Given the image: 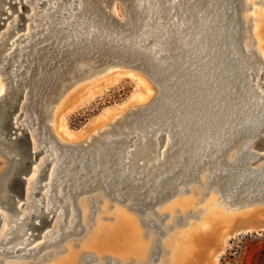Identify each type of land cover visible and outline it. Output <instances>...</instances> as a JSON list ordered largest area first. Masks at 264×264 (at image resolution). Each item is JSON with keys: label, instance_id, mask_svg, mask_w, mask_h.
<instances>
[{"label": "rangeland", "instance_id": "374dc122", "mask_svg": "<svg viewBox=\"0 0 264 264\" xmlns=\"http://www.w3.org/2000/svg\"><path fill=\"white\" fill-rule=\"evenodd\" d=\"M96 1L99 3V6L101 7L104 15H106L109 19H111V17H109V14L113 10L115 11L118 19L124 18V9L126 12H128L129 16L132 11V5L129 4V0ZM181 1L183 0H179V3ZM218 1L219 0H217V2ZM22 2H24V0H0V36L1 33L6 29L7 23L11 21L15 17V15L21 12V16H19L18 28L10 32L6 41L0 44V65L5 63V60H1V58L9 52L11 48L9 44L13 36L15 37L17 33L18 35L20 33L22 34L24 26L30 21L26 16L30 13V7L28 6V4L24 3V7H22L20 11H17V8L21 6ZM189 2H191L190 9H194V6H201L199 13L203 12L205 8L208 7L211 3L210 0H185L186 5L189 4ZM224 6L228 10V22L226 24H223L224 19L226 18V15L222 12ZM251 7L252 6H250L249 10L245 12L246 18H249L251 15L254 6L252 8ZM180 10L182 12L179 16L182 17L183 14L186 13V10L183 8H181ZM243 12L244 3H242V0H222V2L218 4L217 11L218 16L220 17V24L218 26L219 30L220 28H226L225 33L229 34L230 31L232 32V35L230 37H233V39L235 40V44L237 45L238 51L241 55V61L249 62V58L251 57L254 58L255 63L252 64V66L258 65L264 68L263 62L258 58V55L254 48L256 47L255 44L254 46H252L253 49L251 56L249 54H244L242 51L241 44L244 39V31L247 29L251 35L250 37L253 36L252 20L251 18H249L248 21L244 22L241 18ZM7 15L9 16L7 17ZM132 15L133 14L131 13V16ZM216 17L217 16L213 17V21H215ZM233 22L235 23L234 27L231 26ZM262 34L264 40V32H262ZM218 42L219 43L215 44L216 47H225L224 40H222V42L218 40ZM229 47L231 48L230 44ZM171 51L172 53H174L173 49ZM124 52L126 51H120L117 53L113 51L107 54H102L100 50H92L87 52L82 51L78 52L79 55L81 54L78 57H62V59L57 62L56 66L51 70H48V68H44L41 70V65L37 63V66L35 68L36 74L33 77L34 80L31 78L32 76L30 77L33 82L31 84H28V86H26L25 88H21L22 91H24V89H29L28 98L26 99V101L23 100L22 92H19V96L16 100V109L13 111L12 117H15L17 114L21 113V117L17 121V124H20V121L25 115L38 117V120H40L39 127L46 130V134L51 137L50 141H52V139L55 141L56 137L52 131V129H54V126H50V124H47L41 116L42 109L46 106L50 98L56 94L59 86L70 80H75L80 76L85 75L87 72H89V70L99 71L101 69L114 66L112 69L107 71V75L92 82L90 85L82 88V90L77 91L76 94H74L70 98V100L68 99V103H66L67 105H65L64 109L61 112L62 118L61 120L58 119V125L61 126L60 130H63V132L66 133L62 137L65 144H62L61 148L63 150H67V152H77L79 155H82L89 153L90 151L94 154H98L100 153V150L103 152H112L118 149H123V151H121L119 156H116L115 163L107 161V158H104L105 160L100 158V162L93 163L91 168L92 172L96 171V169L100 166L107 169V173L105 174H103L104 172H97V175H93L91 172H89L87 175L82 176L81 171L79 170L73 172V177L76 179L78 178V185H71L69 187L64 186L62 190V200H70L71 203L67 208L70 207L73 209L74 216L70 217L71 215L67 214L66 209V218L64 220L63 226H61L59 229L60 237L58 240L52 241L51 237L42 238V235L47 233L51 229L54 231V233H56V228L53 229V227H55L54 222L58 220L56 215L61 210V205L58 207L54 205L52 206L51 211L48 212V217H43L42 214H40L41 212H43V209H41V211L34 214L35 216L33 215L34 217L32 216L30 219L31 224L38 223L39 225L37 224L38 227H33L32 225V229L27 232L37 236L34 238L30 236L31 238H28V241L32 239L33 240L30 244L27 245L25 249H30L32 246L42 243L39 249H32L29 252H25V250H23L21 252H17L16 254L1 253L0 264H3L7 261H9V264H46L49 263L51 259H61L63 257L69 256L71 253H74L75 257L73 264H120L119 260L111 257V255L105 254L99 258L93 250L82 248V238L88 232L92 234L95 222L107 221L106 218H103V215L100 212L103 208L105 209V211H107V214H109L116 208L122 210L124 209L128 216L134 218L138 223H136L137 227L141 230V232L144 233V238L142 241L149 246V250H147V253L144 256V264H161L162 262L167 260L168 257V255H166L164 251V242L170 237L173 232L179 231L189 224H184L185 218L190 222H196L199 217L204 215L207 212L208 203L211 200L214 201V203L220 201L222 204H218L219 206L235 212L236 210H238L236 213L240 214L235 215L236 213L234 212V215L236 216L233 219L234 221L231 220L232 222L229 221L230 224L228 223L226 225H223V227H227L229 225L227 229L220 227L219 229L214 230L213 227L212 229L208 228L205 224L199 227L203 230V232L199 229L200 231L198 230L199 232L197 231L196 234V236H199L194 237V239L197 240H194L196 245L193 249V252L195 251L197 254H192L190 256L191 258L186 261L188 262L186 264H212L213 262V264H264V194H260L251 198L250 195H255L256 192L252 191L251 187H243L239 195H237V197H233L235 194V192L233 193V191L236 189L232 190L234 186L231 185L230 187V183L232 182V180L234 181V179L232 178L231 174H223L230 168L238 167V165L241 163V154L243 152V149L254 138L241 131L235 135L232 134L229 136L228 134H225L224 136L222 135L216 138L220 139V141L223 138L226 140L224 150H221L219 147H217V149L210 151V156L205 159L204 164L202 161H199V169L194 170L190 174H188L189 171H185V169L190 164L186 161L183 165H181L180 160L185 158L187 155H190L191 152H189L188 150L182 152V150H184L185 147L188 146L189 142L192 139H194L192 148H195L203 143H208L209 140L212 139V137L223 133L225 125L224 121L223 126L222 124L220 126L221 129L215 131L212 135V128L209 127H205V130H203V127L200 126L196 130H194L197 124H200L202 120L207 118L208 110H201L198 112L192 111L186 117L185 111H182L183 107L181 106H184V103H186L185 105H188L189 108L195 105L200 107V102L194 100V98H196V94L200 91L199 89L190 95L191 99L189 101L188 96H184L186 92L193 91V89H195L196 86L199 85V83L202 82L205 78L199 77L198 79L196 78V81L193 80L192 75L188 72L192 67H194L193 65L195 64L189 65L186 69L183 70V73H186L185 76H179L177 78L176 76H178L181 68L185 65V63L181 64V67L177 66V60L180 59H176L177 56L171 55L166 59L167 61L172 60V62L168 65L167 68L163 69L162 72L159 73V76L165 75L166 73H168L167 71L170 70L169 74L165 75L163 80L157 79L155 73L151 72L150 69L142 65L138 58H131V56L129 57L128 54ZM14 53L16 54V52ZM186 53L188 54L189 52ZM217 54L215 56H212V59H217ZM58 55L59 54L50 56V53L45 52L42 56V61L44 60V63L47 62V64H51L54 62V60L57 58L56 56ZM221 56L222 55L218 57ZM15 58L16 57L12 58V60ZM228 58H231V54L226 57V60ZM185 59V56L181 57L182 62ZM33 62L35 63V61L33 60L30 62V64H28V66L25 67V70L20 74V77H25L27 75V73L29 72V68L30 66H32ZM13 64L14 63H11L10 67L8 68V72ZM21 65H25V62H22ZM81 65L82 68L78 70L77 68ZM122 66L134 68L135 71L125 72L124 70H120V68H116ZM247 67L248 65L245 68V81L248 80L249 70L247 69ZM196 70H198L196 74L197 76L198 74L200 75V73L203 72L205 68L204 70H199V66H197L196 69H194V71L192 72L195 73ZM254 70L255 74L253 73V81H255V78L257 76V71L255 68ZM118 72L119 74H117ZM231 72L232 71L230 70L228 74L230 75ZM134 74H136L137 76H142V78L145 79L147 83H150L149 85H152L153 88H157L158 92H151L148 94L151 95L149 98L146 97L145 99L140 101L139 98H137V95L143 92L144 87H146L147 84L145 86V84L141 82L143 79L140 80ZM47 75L50 76L48 81L43 82L42 84L36 81L41 77L47 78ZM230 78L231 77H228L223 81H226V84L228 83V86L226 87L227 89H230V91H235L234 88L236 89V86H232V82H227L230 80ZM210 80H207L206 83L210 82ZM179 82L182 83L181 85H183V87H188L190 89L181 94L176 89L179 87ZM262 82H264V75L261 76L259 84ZM167 84H170L169 92H167V88L165 86ZM251 84H253V82ZM251 84L247 81L246 88ZM80 85L81 84L79 83V86ZM89 87H93V89H90ZM183 87H181V89ZM230 91L228 92V98L229 96L232 97L234 95L230 94ZM237 91L239 93V87ZM247 91L250 92V90ZM166 92L168 94H166ZM256 92L257 91H254L252 96V99L255 100V103L259 100L260 97ZM238 93H236V99L232 98V101L234 103L238 100H241L242 98V96L239 98ZM218 94L219 92H217L215 96H218ZM183 97V104L178 107L173 116L166 117L163 120L159 117H156L154 120H151L149 117H144L149 113L152 114V112L155 113L154 111L160 110L162 108L161 103H163L165 99H174V106L179 101V99ZM13 101L14 100H10L6 97L0 102V121L4 123V131H7L8 133L7 139H11L13 137L11 139V142L9 141L11 147L7 150L9 153L8 157L4 154V151L0 149V196L5 194L11 195L10 201L13 204V209L11 211L5 210L0 204V216H2L3 218V215L5 216L13 214L12 222L14 223L15 219L18 218L19 215L15 212L14 208L21 205L23 201L30 202L31 197H25V194L24 197L25 199H27H22V185L20 182L17 183V185L14 183V180L17 178L19 171L14 164H11L10 158L13 157L17 160L18 157V159L21 160L23 159V157H25L24 159H29L31 150L28 145V133H30L31 130H29L28 132L23 126L18 127L17 124L14 125V120H12L14 118L12 117L11 120L10 118L8 120H5L3 118V111L10 108V102ZM216 101L217 99H214L212 102H210V104L216 103ZM249 101H251V99H249ZM191 102H193V105L189 104ZM23 103L24 106L20 109ZM246 103H248V101ZM201 104L206 105L207 103H202L201 101ZM218 105H221V102L217 103L215 106ZM214 109L215 107L212 108V110ZM242 110L243 108L238 111V116L241 114L242 116L244 115ZM181 111L182 114L178 116L177 114H179V112ZM196 113V117L198 119L201 118L200 121L193 122L192 119L187 120V118L196 115ZM217 113L218 110L215 111V114L211 117L210 120L214 119ZM167 114L170 115V113ZM164 116L166 115L164 114ZM170 121L172 123L168 125L167 123ZM245 121L246 120L241 117V121H238L237 127H240L241 123H245ZM155 127L157 129L154 132H148V130H151ZM189 127H191V129ZM13 128H15V131H13ZM190 130H192V133H190ZM160 131L166 132V137H168V140L167 138L165 139V133H163V136H161L157 141L159 149L156 150V147L152 140ZM200 131H202L201 136L194 138V136L198 135ZM136 132L147 134L150 139L146 140V143H148V145L146 147L145 156L139 158L137 155H133L132 157L135 159H132L131 157L134 168L130 171V168H132V166L130 167L129 164H123V161L125 160L124 152L130 149L129 147H132L130 145L134 140L135 142H139V136H135ZM169 135L171 136L169 137ZM120 138H126L130 140L129 142H125ZM30 139L32 142V137H30ZM263 140H261L260 138L256 139L255 146L249 147L247 149V153L251 152V154L245 155V161H247L246 165L248 167L259 169V166H261L260 168H263L264 164L261 165V163L264 162ZM213 142L215 143V141ZM137 147H139V145H137ZM203 149L207 150L206 147H204ZM162 151H164V153L160 154V152ZM195 153L196 150L192 152V156H194ZM231 154L232 157L230 158ZM216 155H218L219 158L213 160ZM219 160L221 161L219 162ZM75 161L79 160L77 159ZM81 162L82 161H80L79 163V167L81 165ZM35 164L36 162L30 164L27 172L23 174L25 182L29 177L28 175L30 172V168L32 169ZM118 165L121 167V170L115 171V168ZM47 170L48 168L46 167L40 172L41 177L38 180L35 179V181L33 182V189L30 190L31 192H33L34 189H36L38 186H42L45 184ZM122 170H126L127 175L125 177V180L122 178L123 181L121 183H118V180H115V176H118V173ZM161 170L164 171L160 172ZM144 171H147L145 175ZM10 172L13 174H11ZM153 172L155 173L151 177ZM170 172H173V175H168ZM214 172H220V176L214 178ZM131 175H133V177H131L132 179H130L128 183V178ZM162 176H167L165 182H163L160 187H156L155 180ZM97 177L100 178L97 179ZM121 177L122 176H120L119 178ZM66 178L68 177H64L63 179ZM106 182H109V184L107 185ZM171 182L175 183L174 187H171L169 191H165L166 186ZM52 183L53 186H55L58 181L54 179ZM66 184L68 183H63V185ZM4 186H9L8 191L4 190ZM58 187L61 188V185ZM44 190L45 188H41L39 192H43ZM195 191H197L198 193H195ZM155 192L156 196L151 198V196ZM17 196L18 198L16 199H19V202L15 204L14 199ZM187 196H190L194 199V202L191 206L186 209L178 208L174 211L169 210L168 206L173 201L180 200ZM37 197H40V194L39 196L37 195ZM79 199H82L81 205L87 214V217L85 219L82 216L81 209L78 207ZM17 204L18 206H16ZM244 207H248L246 209V213H244L245 210H241L244 209ZM52 211H54L55 216L53 217L55 219L53 218V220H51L50 222L48 221V218L52 216ZM70 226L71 228H68ZM224 232H226V234ZM223 235L225 238L223 237ZM53 236H55V234H53ZM221 236L223 237L222 240H220L222 238ZM23 237L26 238V234L21 238H18L11 242V245H7L10 247H16L18 243H22L24 239ZM197 241H200V243ZM7 245L5 246L6 248H8ZM74 245H76V247ZM212 249L213 251H211ZM214 252H218V258L212 262L211 253ZM209 260H211V262ZM129 264L132 263L130 262Z\"/></svg>", "mask_w": 264, "mask_h": 264}, {"label": "bare ground", "instance_id": "6f19581e", "mask_svg": "<svg viewBox=\"0 0 264 264\" xmlns=\"http://www.w3.org/2000/svg\"><path fill=\"white\" fill-rule=\"evenodd\" d=\"M210 1L211 3L209 4V6L206 7L203 12L199 13L201 6H194V9H190L192 1L186 5L185 0L181 1L180 3L179 0H129V4L132 5L131 13L133 15L131 16L130 13L131 17L124 9L123 19H118L114 10L109 14V17H111V19H109L106 15H104L101 7L99 6V3L96 0H24V2L21 3V6L17 8V11H20L21 8L24 7V3L28 4V6L30 7V13L26 16L31 22L27 21L28 23L24 26L22 34L20 33L18 35L17 33L15 37L13 36L12 40L10 39L11 42L9 46H11V48L9 52L1 58V60H5V63L0 65V102L6 97L10 100H14L15 94L19 92H22V99L26 101V99L28 98L29 89H24V91H22L21 88H25L26 86H28V84H31L33 82V77L36 74L35 68L37 66V63L41 65V70L44 68H48V70H51L56 66V63L62 59V57H78L81 55H79L78 52L100 50L102 54H107L113 51L115 53L126 51L124 53L128 54L129 57L131 56V58H138L142 65L150 69L151 72L155 73L157 79L162 80L164 79L165 75L169 74L170 70H168V73L163 76H159V73L162 72L163 69L167 68L168 65L172 62V60L167 61L166 58L171 55L177 56L176 59H180L177 60V66L181 67V64L185 63V65L181 68L178 76H176L177 78L179 76H185L186 73L184 74L183 70L192 64L195 65H193L194 67H192L188 73L192 75L193 80L196 81L199 77L205 78L202 82L199 83V85L196 86L195 89H193V91L186 92L184 96H188L189 101L191 99L190 95L199 89L200 91L196 94V98H194V100L200 102V107L195 105L189 108L188 105H185L186 103L183 104L184 97L179 99V101L174 106V99H165L164 102L161 103L162 108L160 110L154 111L155 113L152 112V114L149 113L144 117H149L151 120L159 117L163 120L166 117L173 116L178 107L183 104L184 106L181 107H183L182 111H185L186 113L185 117L192 111L198 112L201 110H208L207 118L202 120L200 124H197L194 130H196L200 126L203 127V130H205V127H209L212 128V135L215 131L221 129L220 126L221 124L223 126V122L225 121L222 134H218L212 137V139H210L208 143L200 144L195 148H192V143L194 140L192 139L189 142L188 146L185 147L184 150H182V152H185L187 150L191 152L190 155H187L185 158L180 160L181 165H183L186 161L190 164L185 169V171H189L188 174H190L194 170L199 169V161H202L204 164L205 159L210 156V151L217 149V147H219L221 150H224L226 140L223 138L220 141V139L216 138L222 135L224 136L225 134H228L229 136L232 134L235 135L240 131L247 133L254 139L243 149V152L241 154V163L237 168H230L223 174H231L232 178L234 179V181L232 180V182L230 183V187L231 185L234 186L232 190L236 189L233 191V193L235 192L233 197H237V195H239V193L242 191L243 187H251L252 191L256 192L255 195H250L251 198L260 194L263 195L264 166L263 168H260L261 166H259V169L248 167L246 165L247 161H245V155L251 154V152L247 153V149L249 147L255 146V140L259 138V134H261V132H263L264 130V82L259 84L261 76L264 75V68L258 65L252 66V64L255 63L254 58L251 57L249 58V62L241 61V55L238 51L237 45L235 44V40L233 39V37H230L232 35V32L230 31V33L227 34L225 33L226 28H220L219 30L218 27L220 24V17L217 14L218 4H220L222 0H219L218 2L217 0ZM242 3H244V12L241 15V18L244 22L248 21V19L251 18L253 30L252 37H250L251 35L247 29L244 31V39L241 44L242 51L244 54H249L251 56L253 49L252 46H254L255 44L256 47L254 48L256 50L258 58L263 62L264 65V40L262 34V32H264V0H242ZM250 6L254 7L252 9L250 17L246 18L245 12L249 10ZM181 8L186 10V13L183 14L182 17L179 16L182 12L180 10ZM222 12L226 15L223 23L226 24L228 22V10L227 8H225V6L223 7ZM20 13L15 15V17L7 23L6 29L4 31L2 30L3 32L0 36V44L6 41L10 32L18 28L19 16H21ZM214 16H217L215 18V21H213ZM231 26L234 27L235 23L233 22ZM218 40H220L221 42L222 40H224V48H221L220 46L216 47L215 44L219 43ZM229 44L231 48L229 47ZM172 49L174 53H172ZM14 52H16V54ZM45 52L50 53V56H55V54L59 55L56 56L57 58L53 63L47 64V62L44 63V60L42 61V56ZM186 52L189 53L187 54ZM216 54L217 59H212V56H215ZM229 54H231V58H228L226 60V57ZM220 55L222 56L218 57ZM184 56L186 59L182 62L181 57ZM14 57H16L15 59H13L15 61L12 60V58ZM33 60L35 61V63H32V66H30L27 75L25 77H20V74L25 70V67L28 66V64H30V62ZM22 62H25V65H21ZM11 63L14 64L11 66V69L8 72V68L10 67ZM247 65V69L249 70L247 81L248 83L250 82V84L253 82V84L249 85V87L247 86L246 88L247 81H245V68ZM197 66H199V70H204V68L205 70L201 72L200 75L198 74L196 76L198 70H196L195 73H193L192 71H194ZM113 67L114 66H110L99 71L89 70V72H87L85 75L80 76L75 80H70L59 86L56 94L50 98L46 106L42 109L41 116L47 124H50V126H54V129H51L56 137L55 141L53 139L52 141H50L51 137L46 134V130L39 127L40 120H38V117L25 115L23 119L21 118L22 120L20 121V124H17V121L21 117V113L17 114L15 117H12L14 118L12 119L14 120V125L17 124L18 127L23 126L28 132L29 130H31L30 133H28L30 150L34 155V159L33 156L31 158V161L33 160L31 164L33 162H36V164L32 169L30 168V172L28 175L29 177L24 183L22 193V199H25L26 196H29L31 197V201H23L21 205H16L18 207L14 208V210L19 215L18 218L15 219L14 223L12 222L13 214L5 216L3 215V218L2 216H0V254H16L17 252H21L23 250H25V252H29L32 249H39L42 243L36 244L30 249H25L27 245L30 244L33 240L32 239L28 241V238H31L30 236H32L33 238L37 236L34 234L32 235V233H27L32 229V225L33 227L35 226L34 223L31 224L30 219L34 214L41 211V209H43V212H41L40 214H42L43 217H48V212L51 211V208L54 205L56 207L61 205V210L58 213L56 212L58 220H54L55 227H53V229L56 228V233H54V231L51 229L47 233L43 234L42 238L51 237L52 241L58 240L60 237L59 229L61 226H63L64 220L66 218V209L67 214L71 215H69L70 217L74 216L73 209L70 207L67 208L71 203L70 200H62V190L64 186L69 187L71 185H78V178L76 179L73 177V172L79 170L81 171L82 176L87 175L89 172H91L93 175H97V172H104L103 174H105L107 173V169L100 166L96 169V171L92 172L91 168L93 163L100 162V158H107V161L115 163L116 156H119L121 151H123V149H114L115 151L112 152H107L105 150V152H103L100 150V153L98 154H94L90 151L89 153L82 155H79L77 152H67V150H63L61 148V145L65 144L62 137L66 133L63 132V130H60L61 126L58 125V119L61 120V112L64 109L65 105H67L66 103H68V99L70 100V98L74 94H76L77 91L82 90V88L107 75V71H109ZM81 68L82 65L77 69L79 70ZM116 68H120V70H124L125 72L135 71L134 68H130L127 66ZM254 68L257 71L255 81H253V73L255 74ZM230 70L232 72L229 75L228 72H230ZM117 74H119V72ZM30 77L33 80H31ZM228 77L231 78L227 82H232V86H236V89L234 88L235 91H230V89L226 88L228 86V83L226 84V81L223 80H226ZM49 78L50 76H48L47 78L41 77L36 81L42 84L43 82L48 81ZM137 78H139L140 80L143 79L142 76H137ZM143 80L141 82L144 83L145 86L147 84V86L144 87L143 92L137 95V98H139L140 101H142L146 97L149 98L151 96L148 95L149 93L158 92L157 88H153L152 85H149L150 83H147L146 80L145 83V81ZM207 80H210V82L206 83ZM79 83L81 84L80 86ZM181 84L182 83L179 82V87L176 88L177 91L181 94L190 89L188 87H183V85ZM169 85L170 84L165 85L167 88V92L170 91ZM181 87L183 88L181 89ZM238 87L239 93L237 91ZM89 88L93 89V87ZM247 90H250V92H248ZM229 91L230 94L234 95L232 97L229 96L228 98ZM254 91H257V95L260 96L259 100L256 103L255 100L252 99ZM167 92L166 94H168ZM217 92H219V94L218 96H215ZM236 93H238L239 98L241 96L242 98L241 100H238L234 103L232 101V98H237ZM214 99H217L216 103L210 104V102H212ZM249 99H251V101H249ZM201 101L202 103L207 104H201ZM247 101L248 103H246ZM219 102H221V105L215 106ZM189 104L193 105V102ZM23 106L24 103L21 105L20 109ZM214 107L215 109L212 110V108ZM241 108H243L242 111L244 115L242 116L241 114L238 116V111ZM216 110H218V113L215 115L214 119L210 120L211 117L215 114ZM182 111L177 115L179 116L180 114H182ZM167 113H170V115H168ZM164 114L166 116H164ZM196 116L197 113L196 115L187 118V120L192 119L193 122L200 121L201 118L198 119ZM241 117L246 121L245 123H241L240 127H237L238 121H241ZM171 123L172 122L170 121L167 124L170 125ZM1 124L2 123L0 121V149L3 150L4 154L8 157L9 153L7 150L11 147V145L9 141H7L6 131H4ZM189 128L191 129V127ZM156 129V127L152 128L151 130H148V132H154ZM163 133H165V139L167 138L168 140V137H166V132L162 131L157 133L155 138L152 140L156 147V150L159 149V145L157 143L158 137L163 136ZM190 133H192V130H190ZM201 134L202 131H200L198 135H195L194 138L201 136ZM137 135L139 136V142H135L134 140L130 145L132 147H129L130 149L124 152L125 160L123 161V164H129L130 167L132 166V168H130V171L134 168L131 157L133 155H137L139 158L145 156L146 147L148 145V143H146V140L150 139L147 134L144 133L136 132L135 136ZM170 136L171 135H169V137ZM30 137H32L33 144ZM120 139L125 142H129L130 140L126 138ZM213 141H215V143ZM137 145H139V147H137ZM204 147H206L207 150H204ZM195 150L196 153L194 154V156H192V152ZM164 151L160 152V154H163ZM231 157L232 154L230 155V158ZM217 158H219L218 155H216L213 160H216ZM77 159L79 161H75ZM132 159L135 158L132 157ZM80 161L82 162L79 167ZM220 161L221 160H219V162ZM263 164L264 162L261 163V165ZM46 167L48 168V170L45 184L42 186H38L36 189H34L33 192H31L30 190H32L34 186L33 182L35 181V179L38 180L41 177L40 172ZM117 170H121V167L119 165L115 168V171ZM162 171L164 170H161L160 172ZM146 173L147 171H144V175ZM154 173L155 172L152 173L151 177L154 175ZM219 173L220 172H214L213 177L215 178L220 176ZM126 175L127 171L122 170L118 173V176H115V180H118L117 182L121 183L123 179L125 180ZM133 175L128 178V183L130 179H132L131 177H133ZM168 175H173V172H170ZM120 176L122 177L119 178ZM167 176L157 178L155 180L156 187H160V185L165 182ZM64 177L68 178L63 179ZM98 178L100 177H97V179ZM54 179L58 181L55 186H53L52 183ZM63 183L68 184L63 185ZM106 184L108 185L109 182H106ZM60 185L61 188L58 187ZM174 185L175 183H168L165 191H169V189L171 187H174ZM8 188L9 186H4L5 191H8ZM41 188H45V190L43 192H39ZM156 192L151 196V198L156 196ZM195 193L198 192L195 191ZM39 194L40 197H37V195L39 196ZM10 198L11 195L9 194L0 196V204L5 210L8 211H11L13 209V204L10 201ZM16 198H18V196L14 199L15 204L19 202V199ZM81 202L82 199H79L78 207L81 209L82 216L85 219L87 217V214L84 208H82ZM193 202L194 199L190 196H187L180 200L173 201L168 206V208L171 211H174L178 208L186 209L191 206ZM218 204L222 203L220 201L214 203V201L211 200L208 203L207 207L208 213L204 212L205 214L203 213L204 215L199 217L196 222H190L185 218L184 224H189L179 231L173 232L170 237L164 242V251L165 254L168 255V257L167 260H165L161 264L188 263L186 261L191 258L190 256L192 254L196 253L195 251L193 252V249L196 245L194 240H197L194 239V237L199 236H196L199 229L203 232V230L199 227L205 224L208 228L212 229L213 227L214 230L219 229L220 227L222 228L223 225L228 224L229 221L233 220L236 217L235 215L240 214L236 213L238 210H236L235 212L219 206ZM247 208L248 207H244V209L241 210H245L244 213H246ZM100 212L102 213L103 218H106L107 221L95 222L92 234L88 232L82 238V248L93 250L99 258L105 254L111 255V257L119 260L120 264H129L130 262L132 264H144V256L147 253V250H149V246L142 241L144 238V233L141 232V230L137 227V221L134 218L128 216L124 209L122 210L116 208L109 214H107V211H105V209L103 208ZM53 216H55L54 211H52V216L48 218V221L51 222V220H53L54 218ZM71 226L68 228H71ZM227 227H229V225ZM227 227L223 228L227 229ZM224 233L226 234V232ZM25 234L26 238L23 237V241L21 240L22 243H18L16 247H10L7 245L16 239L21 238ZM53 234H55V236H53ZM223 237L220 240H222ZM197 242L200 243V241ZM6 245L8 246V248L5 247ZM74 246L76 247V245ZM211 251H213V249ZM74 258V253H71L69 256L63 257L61 259H51V261L46 264H73ZM217 258L218 252L211 253L212 262ZM211 260L209 261L211 262ZM8 262L9 261L2 263L9 264Z\"/></svg>", "mask_w": 264, "mask_h": 264}, {"label": "water", "instance_id": "95a60500", "mask_svg": "<svg viewBox=\"0 0 264 264\" xmlns=\"http://www.w3.org/2000/svg\"><path fill=\"white\" fill-rule=\"evenodd\" d=\"M7 17H8V15H7ZM158 77V76H157ZM159 78V77H158ZM18 96H19V93H17V94H15V99H14V101L13 102H11L10 103V108L9 109H7V110H4L3 111V118L5 119V120H8L9 118H10V120H11V117H12V113H13V111L16 109V100H17V98H18ZM2 123V122H1ZM2 125V128L4 129L5 127L3 126V123L1 124ZM14 129V131H15V128H13ZM8 133H7V131H6V135H7ZM161 136H159L158 137V139L160 138ZM259 138L261 139V140H263L264 139V130H263V132H261V134H259ZM7 141H10L11 142V139H7ZM29 147H30V142H29ZM32 156H33V153L32 152H30V154H29V159H24L25 157H23V159H14L13 157H11L10 158V161H11V164H14L15 165V167L17 168V170L19 171V174L17 175V178L14 180V183L17 185V183H21V185H22V193H23V186H24V183H25V179L23 178V174H25L26 172H27V170H28V168H29V166H30V164H31V162L33 161H31V158H32ZM18 179V180H17ZM15 184H14V186H15ZM35 226H38L37 224H35Z\"/></svg>", "mask_w": 264, "mask_h": 264}]
</instances>
